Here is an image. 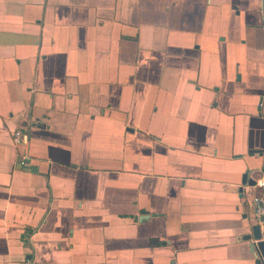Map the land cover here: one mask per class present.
<instances>
[{
    "label": "crops",
    "instance_id": "obj_1",
    "mask_svg": "<svg viewBox=\"0 0 264 264\" xmlns=\"http://www.w3.org/2000/svg\"><path fill=\"white\" fill-rule=\"evenodd\" d=\"M263 170L262 0H0V264H260Z\"/></svg>",
    "mask_w": 264,
    "mask_h": 264
},
{
    "label": "built area",
    "instance_id": "obj_2",
    "mask_svg": "<svg viewBox=\"0 0 264 264\" xmlns=\"http://www.w3.org/2000/svg\"><path fill=\"white\" fill-rule=\"evenodd\" d=\"M22 137V131H14L13 140L15 143H19ZM247 195L249 197L254 223L259 226L262 238H264V170L255 179L254 183L249 186Z\"/></svg>",
    "mask_w": 264,
    "mask_h": 264
},
{
    "label": "water",
    "instance_id": "obj_3",
    "mask_svg": "<svg viewBox=\"0 0 264 264\" xmlns=\"http://www.w3.org/2000/svg\"><path fill=\"white\" fill-rule=\"evenodd\" d=\"M262 11L264 13V0H262ZM246 174L243 175L242 182H245ZM252 181H248V184H253ZM249 240V248L251 252H254L258 256V263L264 264V238L260 232V228L257 224L252 225V232L244 235L243 237Z\"/></svg>",
    "mask_w": 264,
    "mask_h": 264
}]
</instances>
